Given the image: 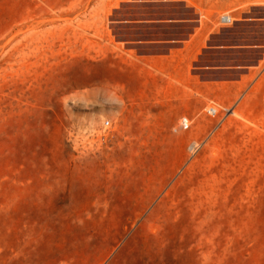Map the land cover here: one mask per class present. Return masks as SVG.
I'll return each instance as SVG.
<instances>
[{
    "label": "rangeland",
    "instance_id": "rangeland-1",
    "mask_svg": "<svg viewBox=\"0 0 264 264\" xmlns=\"http://www.w3.org/2000/svg\"><path fill=\"white\" fill-rule=\"evenodd\" d=\"M225 14L264 0H0V264H264V64L167 42Z\"/></svg>",
    "mask_w": 264,
    "mask_h": 264
},
{
    "label": "crops",
    "instance_id": "crops-1",
    "mask_svg": "<svg viewBox=\"0 0 264 264\" xmlns=\"http://www.w3.org/2000/svg\"><path fill=\"white\" fill-rule=\"evenodd\" d=\"M177 24L187 29L185 34L173 37L167 42L171 56L178 59L176 65L193 63L212 72H233L237 81L244 83L264 64V37L259 27L264 28V18L245 16L232 24L211 28L198 19L181 20ZM242 27L243 30H239ZM200 48V55L194 53ZM182 60L185 63H182Z\"/></svg>",
    "mask_w": 264,
    "mask_h": 264
},
{
    "label": "built area",
    "instance_id": "built-area-1",
    "mask_svg": "<svg viewBox=\"0 0 264 264\" xmlns=\"http://www.w3.org/2000/svg\"><path fill=\"white\" fill-rule=\"evenodd\" d=\"M220 22L223 24H232L234 22V19L232 18V16L225 14V15L221 16ZM207 112L210 115H215V114H217L218 111L215 107L210 106L207 109ZM184 121L186 122L187 119H184ZM111 126H112V123L110 120H106L103 124L104 130H108Z\"/></svg>",
    "mask_w": 264,
    "mask_h": 264
}]
</instances>
